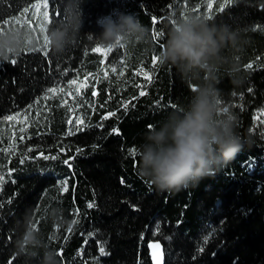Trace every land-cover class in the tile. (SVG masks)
<instances>
[{
	"label": "trees",
	"instance_id": "trees-1",
	"mask_svg": "<svg viewBox=\"0 0 264 264\" xmlns=\"http://www.w3.org/2000/svg\"><path fill=\"white\" fill-rule=\"evenodd\" d=\"M45 2L47 28L61 0H0V17L39 44L0 64V264H25L14 241L26 209L59 264H152L151 241L164 264H264V0H83L81 39L63 56L43 50L32 5ZM113 10L148 26L151 45L92 51L87 34ZM180 10L245 29V84L225 102L254 143L198 184L161 192L139 176L137 148L188 101V84L153 59ZM218 87L232 85L221 74ZM61 212L69 225H48Z\"/></svg>",
	"mask_w": 264,
	"mask_h": 264
},
{
	"label": "clouds",
	"instance_id": "clouds-1",
	"mask_svg": "<svg viewBox=\"0 0 264 264\" xmlns=\"http://www.w3.org/2000/svg\"><path fill=\"white\" fill-rule=\"evenodd\" d=\"M62 19L49 25L41 36L43 46L54 56H63L81 39L84 25L83 0H61ZM98 34H87L93 47L105 50L150 46L151 29L133 14L113 10L96 20ZM245 29L209 22L180 10L167 25L165 42L156 54L161 66H170L189 86L186 104L168 113L159 124L141 134L137 148L138 174L161 192L180 191L213 175L245 146L254 143L253 134L240 131L238 114L225 102L245 84L238 56L244 52ZM37 36L21 27L0 33V64L9 62L25 48L36 50ZM221 74L232 85L225 93L218 87ZM199 81V82H197ZM45 222V221H44ZM51 227H67L58 216L47 218ZM22 231L14 241L15 253L25 264H59L52 248L36 223L31 209L17 221ZM54 235V233H53Z\"/></svg>",
	"mask_w": 264,
	"mask_h": 264
},
{
	"label": "snow or ice",
	"instance_id": "snow-or-ice-1",
	"mask_svg": "<svg viewBox=\"0 0 264 264\" xmlns=\"http://www.w3.org/2000/svg\"><path fill=\"white\" fill-rule=\"evenodd\" d=\"M28 3H31V0H25V4L27 5ZM32 7H33V8H37V7H40V5L33 4ZM43 7H44L45 9L48 7L47 2H45V3L43 4ZM24 10H25V11H28V8L25 7ZM8 15L13 16V18H14V14H13V13H9ZM42 15L46 17L48 14H47V12L45 11ZM5 24H7V25L9 26L7 29L12 28V20L5 19L4 17H0V33L4 32V31L6 30L5 27H4ZM45 30H46V25L43 26V27L41 28V31H42V32H44ZM43 50L45 51V54H47V47H46V46H43ZM101 50H104V51H106V52H111V51H112V50H105V49H103V48H101V47H93V48H92V51H94V52H100ZM153 59L156 60L155 57H154ZM112 70H113V71H116V68L113 67ZM74 82H75V81H73V83H74ZM47 91H56V89L53 88V87H50ZM13 118H14V117H11V116L8 117V119H13ZM114 131H115V130H114ZM117 134H118V133H117ZM132 154L135 155V150H133ZM2 179H3V173H0V182H2ZM122 182H123V180H122ZM61 187L64 188V185L62 184ZM64 190H66V188H65ZM92 206H93V205H92L91 203H89V207H92ZM72 223H76V221H73ZM151 246H152V245H150V247H151ZM57 254H58V255H62V251H58Z\"/></svg>",
	"mask_w": 264,
	"mask_h": 264
},
{
	"label": "water",
	"instance_id": "water-1",
	"mask_svg": "<svg viewBox=\"0 0 264 264\" xmlns=\"http://www.w3.org/2000/svg\"><path fill=\"white\" fill-rule=\"evenodd\" d=\"M150 245L152 246L150 247ZM148 251H149L152 264H164L163 247L158 241L149 242Z\"/></svg>",
	"mask_w": 264,
	"mask_h": 264
},
{
	"label": "rangeland",
	"instance_id": "rangeland-1",
	"mask_svg": "<svg viewBox=\"0 0 264 264\" xmlns=\"http://www.w3.org/2000/svg\"><path fill=\"white\" fill-rule=\"evenodd\" d=\"M38 5H40V7L34 8L32 10V15H33V18L37 22L38 29L41 30V28L45 26L47 22V16L45 17L42 15L46 11V9L43 7V3L38 4ZM262 117H264V109L259 113L257 118L259 119Z\"/></svg>",
	"mask_w": 264,
	"mask_h": 264
}]
</instances>
